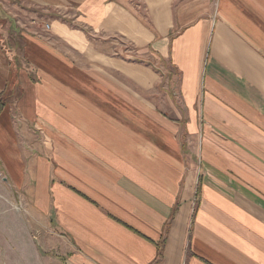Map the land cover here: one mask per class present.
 <instances>
[{
    "label": "crops",
    "instance_id": "1",
    "mask_svg": "<svg viewBox=\"0 0 264 264\" xmlns=\"http://www.w3.org/2000/svg\"><path fill=\"white\" fill-rule=\"evenodd\" d=\"M4 91L0 174L60 264H264V0H9Z\"/></svg>",
    "mask_w": 264,
    "mask_h": 264
},
{
    "label": "rangeland",
    "instance_id": "2",
    "mask_svg": "<svg viewBox=\"0 0 264 264\" xmlns=\"http://www.w3.org/2000/svg\"><path fill=\"white\" fill-rule=\"evenodd\" d=\"M8 1L0 0V7ZM9 11L15 13L14 8ZM44 14L53 19L59 18L60 21L65 19L62 18L64 15L62 16L60 11H56L55 15L48 12ZM25 20L28 19L25 18ZM129 49L132 51L131 47ZM133 53L132 51L129 54ZM134 56L137 57V54ZM114 75L125 79L122 74ZM27 140L31 142L32 139L27 138ZM0 152L3 155L6 154L1 148ZM45 158L50 159V164L55 166L51 169V175L58 176L61 184L71 191L80 192L81 183L74 176L77 169L58 166L57 160H54L52 156L50 158L45 156ZM4 176L0 174V264H60L62 253L57 243V236L49 230L43 218H35L32 210L26 205L28 202L11 189L10 184L3 179ZM89 199L94 200L91 197Z\"/></svg>",
    "mask_w": 264,
    "mask_h": 264
},
{
    "label": "trees",
    "instance_id": "3",
    "mask_svg": "<svg viewBox=\"0 0 264 264\" xmlns=\"http://www.w3.org/2000/svg\"><path fill=\"white\" fill-rule=\"evenodd\" d=\"M9 101V94L4 91L0 93V112L3 110L4 106L7 104Z\"/></svg>",
    "mask_w": 264,
    "mask_h": 264
},
{
    "label": "built area",
    "instance_id": "4",
    "mask_svg": "<svg viewBox=\"0 0 264 264\" xmlns=\"http://www.w3.org/2000/svg\"><path fill=\"white\" fill-rule=\"evenodd\" d=\"M65 15V14H63ZM14 17H16V14L14 15ZM17 22L19 24H22L21 21L19 19H17ZM50 29V23L47 22V23H44L43 26H42V29L41 30H37V34L38 35H43L44 33H46L48 30Z\"/></svg>",
    "mask_w": 264,
    "mask_h": 264
}]
</instances>
